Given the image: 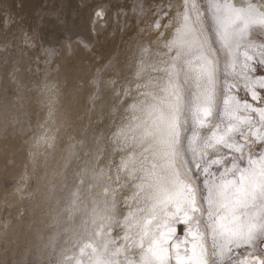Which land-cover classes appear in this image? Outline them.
<instances>
[{"label": "bare ground", "instance_id": "1", "mask_svg": "<svg viewBox=\"0 0 264 264\" xmlns=\"http://www.w3.org/2000/svg\"><path fill=\"white\" fill-rule=\"evenodd\" d=\"M68 2L87 7L88 16L70 24L71 34L60 33L54 43L48 38L41 42L39 27L45 31L48 22L65 26ZM168 2L172 15L165 18L161 0H0V264H22L32 255L40 264H63L78 255L65 242L95 202L102 207L114 191L117 220L134 204L129 199L133 190L121 192L117 185L114 164L129 155L140 159L142 148L148 147L133 139L142 130L129 129L136 123L133 116H143L145 97L140 93L152 91L137 86L148 85L158 74L147 69L138 76L137 70L141 63L162 66L166 37L174 34L173 10L183 0ZM198 2L205 18L202 26L196 25L197 33L209 42L205 51L214 57L216 45L206 23L211 22L216 34L210 0ZM232 2L241 6L240 0ZM97 11L103 15L98 17ZM157 14L167 27L157 29ZM256 30L264 35L259 28L252 32ZM251 42V51L258 54L261 42ZM219 58L223 68V49ZM223 94L218 83L216 110L205 121L208 127L194 128L189 114L182 115L189 121V136L191 130L206 133L218 122ZM47 137L53 138L50 144ZM175 167L182 180L194 183L179 160ZM92 168L103 169L99 181L85 172ZM120 176L130 185L139 183L127 170ZM5 178L11 180L8 188ZM20 238L26 246L16 255Z\"/></svg>", "mask_w": 264, "mask_h": 264}, {"label": "snow or ice", "instance_id": "2", "mask_svg": "<svg viewBox=\"0 0 264 264\" xmlns=\"http://www.w3.org/2000/svg\"><path fill=\"white\" fill-rule=\"evenodd\" d=\"M161 2L166 5L163 17L171 16V4ZM240 3L210 0L223 68L221 49H213L214 57L206 53L209 42L197 33L196 25L202 26L205 18L198 0H183L173 10L174 34L166 37L162 66L141 63L137 70L138 76L147 69L158 74L148 85L137 86L152 91L140 93L143 116H133L136 123L129 129L142 130L133 139L148 147L140 159L129 155L114 164L115 181L121 192L133 190L129 199L134 204L117 220L114 191L102 207L95 202L65 242L78 255L63 264H264V75L257 76L255 67L264 65V41L257 54L250 40L253 29L264 30V0ZM155 25L167 27L160 14ZM218 83L224 93L218 122L206 133L191 130L189 136V121L182 115L189 114L194 128L208 127ZM177 160L194 183L180 178ZM124 170L139 183L122 179ZM85 172L92 181L103 175V169ZM137 172L142 175L136 177ZM72 195L75 204L76 193Z\"/></svg>", "mask_w": 264, "mask_h": 264}, {"label": "rangeland", "instance_id": "3", "mask_svg": "<svg viewBox=\"0 0 264 264\" xmlns=\"http://www.w3.org/2000/svg\"><path fill=\"white\" fill-rule=\"evenodd\" d=\"M202 4L204 5V2H202ZM67 7H68V9H67V17H66L65 26H62V25L55 23V22L54 23L48 22V23H45V29H46L45 31L41 27L38 28V34H39V38H40L41 42H43L45 38H48L50 43H54L57 41V38H58L60 33L64 32L66 34H71L70 24L73 22L83 21L89 14V10L87 9V7H79L74 2H68ZM74 11H75V13H72ZM208 21L209 20L206 19V23H207V27H208L209 32H210V36H211L212 40L214 41V44L216 45V49H220L221 45L217 41V36L215 34V31L212 27L211 22L210 21L208 22ZM209 24H211V25H209ZM250 39L256 40L258 42H262V41H264V35L260 32V30H256V31L252 32ZM218 46H219V48H218ZM222 58H223V55H222ZM255 67H256V75L257 76L264 75V65H260L259 63H257ZM240 95L245 96L246 93L241 90ZM253 147H254V149H259L260 145H254ZM10 185H11V180L9 178H5L4 179V186L6 188H8V187H10ZM3 215H7V212L3 211ZM25 246H26V244H25L24 240L22 238H20L18 240L17 247H16V255H20L21 254L20 251ZM19 247H21V248H19ZM17 251H18V253H17ZM53 258H54V253L52 252L50 254V259H53ZM39 262L40 261L37 260V257L35 255H32V256H30V258L27 261H25L22 264H40Z\"/></svg>", "mask_w": 264, "mask_h": 264}]
</instances>
